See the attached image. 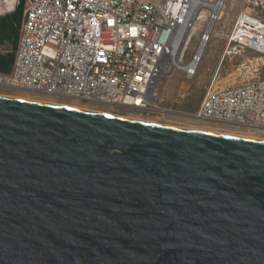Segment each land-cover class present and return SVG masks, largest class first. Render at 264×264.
<instances>
[{
  "label": "water",
  "instance_id": "1",
  "mask_svg": "<svg viewBox=\"0 0 264 264\" xmlns=\"http://www.w3.org/2000/svg\"><path fill=\"white\" fill-rule=\"evenodd\" d=\"M0 264H264V141L0 96Z\"/></svg>",
  "mask_w": 264,
  "mask_h": 264
},
{
  "label": "built area",
  "instance_id": "2",
  "mask_svg": "<svg viewBox=\"0 0 264 264\" xmlns=\"http://www.w3.org/2000/svg\"><path fill=\"white\" fill-rule=\"evenodd\" d=\"M20 0H0V11ZM237 17L224 58L250 51L262 61L211 79L193 121L264 134V0ZM224 0H25L12 69L0 94L80 104L87 109L173 115L158 108V85L175 70L197 74ZM11 12V13H12ZM210 19L191 61L185 53ZM161 113V114H160ZM217 126V127H216ZM210 129V128H209Z\"/></svg>",
  "mask_w": 264,
  "mask_h": 264
},
{
  "label": "rangeland",
  "instance_id": "3",
  "mask_svg": "<svg viewBox=\"0 0 264 264\" xmlns=\"http://www.w3.org/2000/svg\"><path fill=\"white\" fill-rule=\"evenodd\" d=\"M250 1L252 0H224L222 10L218 13L219 17L213 27L211 39L207 44L201 63L198 66L197 74L192 79H187L185 74L178 70L161 77L157 91L159 104L158 108L162 112H170L172 114L174 113L173 115L165 116L166 118L163 119V117L158 114L156 115L147 112L139 113L130 110L103 111L100 109H95L94 111L97 110L96 112L99 111V113L103 112L104 114H112L114 116H120L124 118L128 117L129 119L137 118L138 120H146L158 123L159 125L182 129L185 128L188 130H201L194 127H205L210 128L211 130L222 132L223 134L230 132L234 134L237 133L241 135H251L250 133L240 131L235 128H215L209 124L198 123L199 121L195 122L192 118L188 117L198 110L200 103L206 93V89L217 70H221V80H223L222 83L226 82L225 79H229L232 72H237L238 69L245 65H248L249 67L251 65H258V69L261 71L262 61L258 59L259 57L257 55L250 51L244 52L242 55L233 56L231 58H224L225 50L228 44V38L231 34V31L233 30L237 17L241 12L252 8ZM209 19L210 15L207 20L204 18L203 22L195 31L193 39L185 53L184 64L191 61L193 54L199 46L201 37L208 25ZM262 78H264V75ZM74 105L77 106L69 107H76L78 109H84L82 107H85L84 105L75 103ZM87 110L91 111L92 109ZM260 135L261 134H255L254 136Z\"/></svg>",
  "mask_w": 264,
  "mask_h": 264
},
{
  "label": "trees",
  "instance_id": "4",
  "mask_svg": "<svg viewBox=\"0 0 264 264\" xmlns=\"http://www.w3.org/2000/svg\"><path fill=\"white\" fill-rule=\"evenodd\" d=\"M24 10L25 0H20V5L15 12L0 16V72L2 73H8L12 69ZM9 11H13V9Z\"/></svg>",
  "mask_w": 264,
  "mask_h": 264
},
{
  "label": "bare ground",
  "instance_id": "5",
  "mask_svg": "<svg viewBox=\"0 0 264 264\" xmlns=\"http://www.w3.org/2000/svg\"><path fill=\"white\" fill-rule=\"evenodd\" d=\"M221 1H223V0H221ZM10 6H9V10H11L12 9V4H11V2H10V4H9ZM9 10H7V8L6 9H4V12L5 11H9ZM1 12V11H0ZM220 12V10H219V8L214 12V17H217L218 16V13ZM0 96H2V97H8V98H15V99H21V100H28V101H36V102H41V103H47V104H54V105H60V106H63V107H69V106H77V105H74V104H65V103H60V102H57V101H55V100H40V99H33V98H29V97H27V96H22V95H6V94H0ZM79 107V106H78ZM70 108H75V109H78V108H76V107H70ZM82 108H84V109H80V110H85L86 109V107H82ZM87 110V109H86ZM93 111L95 110V109H92ZM91 110V111H92ZM100 110H103V111H108V110H104V109H100ZM87 111H90V110H87ZM97 111V110H96ZM96 111H94V112H96ZM98 113H99V111H98ZM101 113H103V112H101ZM104 114V113H103ZM106 114V113H105ZM112 115V114H111ZM128 118V117H127ZM130 119H133V118H130ZM134 120H138L137 118L136 119H134ZM138 121H144V120H138ZM146 121V120H145ZM144 121V122H145ZM146 122H148V123H152V124H158V123H154V122H150V121H146ZM159 125V124H158ZM187 128V127H186ZM194 128H197V129H201V130H196V131H202V132H210V133H217V134H223L222 132H218V131H215V130H211V129H209V128H205V127H194ZM185 129V128H184ZM225 132V131H224ZM231 135V136H237V137H243V138H250V139H256V140H263L264 141V134H261L260 136H254V134H251V135H241V134H234V133H230V132H228V133H225V135Z\"/></svg>",
  "mask_w": 264,
  "mask_h": 264
},
{
  "label": "crops",
  "instance_id": "6",
  "mask_svg": "<svg viewBox=\"0 0 264 264\" xmlns=\"http://www.w3.org/2000/svg\"><path fill=\"white\" fill-rule=\"evenodd\" d=\"M11 12H12V11H9V12H8V11H5V13H4V12H0V13H4L3 15L0 14V16L9 15V14H11ZM14 12H15V11H14ZM12 13H13V12H12Z\"/></svg>",
  "mask_w": 264,
  "mask_h": 264
}]
</instances>
